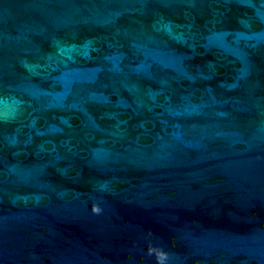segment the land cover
<instances>
[{"label":"water","instance_id":"95a60500","mask_svg":"<svg viewBox=\"0 0 264 264\" xmlns=\"http://www.w3.org/2000/svg\"><path fill=\"white\" fill-rule=\"evenodd\" d=\"M0 264H264V0H0Z\"/></svg>","mask_w":264,"mask_h":264}]
</instances>
